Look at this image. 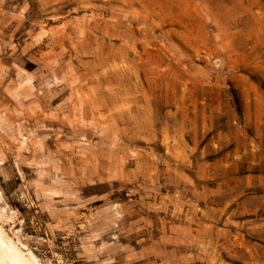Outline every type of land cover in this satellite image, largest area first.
Segmentation results:
<instances>
[{
    "label": "rangeland",
    "instance_id": "1",
    "mask_svg": "<svg viewBox=\"0 0 264 264\" xmlns=\"http://www.w3.org/2000/svg\"><path fill=\"white\" fill-rule=\"evenodd\" d=\"M0 239L264 264V0H0Z\"/></svg>",
    "mask_w": 264,
    "mask_h": 264
},
{
    "label": "bare ground",
    "instance_id": "2",
    "mask_svg": "<svg viewBox=\"0 0 264 264\" xmlns=\"http://www.w3.org/2000/svg\"><path fill=\"white\" fill-rule=\"evenodd\" d=\"M0 240H1V239H0ZM1 241H3V240H1ZM0 243H1V242H0ZM6 245H7V244H6ZM0 246H1V245H0ZM8 247H9V246H8ZM8 247H7V248H8ZM1 248H4L3 250H6V249H7V248L5 249V247H1ZM11 249H12V247H11ZM0 251H1V249H0ZM8 251H9V250H8ZM15 251H17V250H15ZM15 251H13V252H15ZM3 252H5V251H3ZM6 253H7V250H6ZM11 253H12V252H11ZM11 253H10V254H11ZM15 253H16V252H15ZM15 253H14V254H15ZM10 254H9V255L6 254V255H7V256H10ZM2 255H3V254H2ZM4 255H5V254H4ZM4 255H3V256H4ZM15 255H16V254H15ZM15 255H12V258L10 259V260H12V261H10V260L8 259V261L11 262V264H26L25 261L23 260V258L21 257V255H20V259H19L18 256H15ZM17 255H18V253H17ZM0 257H1V256H0ZM8 258H10V257H8ZM0 259H2V258H0ZM4 259H6L5 256H4ZM4 259H2V260H4ZM2 260H1V262H3ZM4 261H7V259L4 260ZM1 262H0V263H1Z\"/></svg>",
    "mask_w": 264,
    "mask_h": 264
}]
</instances>
